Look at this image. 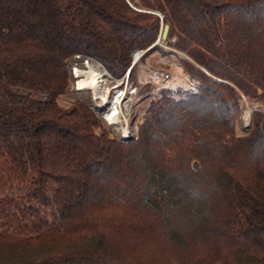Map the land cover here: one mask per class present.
<instances>
[{
  "label": "trees",
  "instance_id": "trees-1",
  "mask_svg": "<svg viewBox=\"0 0 264 264\" xmlns=\"http://www.w3.org/2000/svg\"><path fill=\"white\" fill-rule=\"evenodd\" d=\"M74 57L188 84L123 137ZM262 100L264 0H0V264H264Z\"/></svg>",
  "mask_w": 264,
  "mask_h": 264
},
{
  "label": "rangeland",
  "instance_id": "rangeland-1",
  "mask_svg": "<svg viewBox=\"0 0 264 264\" xmlns=\"http://www.w3.org/2000/svg\"><path fill=\"white\" fill-rule=\"evenodd\" d=\"M142 54L143 52L138 53L140 57ZM92 60L94 61L95 59L74 57L69 60V67L72 75L69 97L72 100H83L84 102L90 104L91 108L95 109L100 117H103L104 119L107 118L105 122L115 135L121 136L122 133L123 135H127V137L137 135L138 123L151 103V93L153 92V87L158 88L162 85L187 86L188 84L186 75L180 68L177 67L173 68L172 77L168 80H165L163 77L158 78L154 71H150L146 74L140 72V75L138 74L131 80L128 75L121 79L113 78L106 68L100 63L101 77H104L101 78L102 82L101 79L97 81L100 85L97 88H88L84 85L79 86V79L75 75V70L81 69L86 61H90L92 63ZM104 84H107V86H104ZM41 99L44 98L41 97ZM115 105L119 108L118 117L109 118L107 115ZM253 107H260L264 110V100L259 101L254 105H250L248 101H245L239 121L240 132H248L245 126H243L241 118L244 114L250 118V112L252 114ZM125 129H127V132H124Z\"/></svg>",
  "mask_w": 264,
  "mask_h": 264
},
{
  "label": "bare ground",
  "instance_id": "bare-ground-1",
  "mask_svg": "<svg viewBox=\"0 0 264 264\" xmlns=\"http://www.w3.org/2000/svg\"><path fill=\"white\" fill-rule=\"evenodd\" d=\"M100 68L101 66L97 61L92 60V63L90 61H86L83 64L81 69L75 70V75L79 79L78 85L79 86L84 85L88 88H93V87L97 88L100 85L97 83V81L101 78H104V77H101L102 74H101ZM101 82H102V79H101ZM104 86H107V84H104ZM118 111H119V108L115 105L112 107V109L110 110L107 116L109 118H114V117L116 118L118 117V114H119ZM250 117H251V112H250ZM249 122H250V118H249L248 123H246L244 126L248 125ZM124 132H127V129H125Z\"/></svg>",
  "mask_w": 264,
  "mask_h": 264
},
{
  "label": "water",
  "instance_id": "water-1",
  "mask_svg": "<svg viewBox=\"0 0 264 264\" xmlns=\"http://www.w3.org/2000/svg\"><path fill=\"white\" fill-rule=\"evenodd\" d=\"M167 30H168V27L165 28V31H167ZM136 53H140V52H135V53H134V56H133V57H134V63H133V65L137 62L138 58L140 57L138 54L136 55ZM99 64H100V63H99ZM250 127H251V117H250V122H249V124L246 125L245 128H246L247 130H249Z\"/></svg>",
  "mask_w": 264,
  "mask_h": 264
},
{
  "label": "built area",
  "instance_id": "built-area-1",
  "mask_svg": "<svg viewBox=\"0 0 264 264\" xmlns=\"http://www.w3.org/2000/svg\"><path fill=\"white\" fill-rule=\"evenodd\" d=\"M107 118H105L104 120H106ZM121 136H123V137H127V135H123V133H122V135Z\"/></svg>",
  "mask_w": 264,
  "mask_h": 264
}]
</instances>
